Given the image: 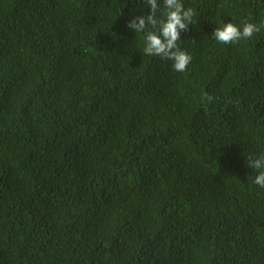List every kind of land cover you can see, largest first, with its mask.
<instances>
[{
	"label": "trees",
	"instance_id": "obj_1",
	"mask_svg": "<svg viewBox=\"0 0 264 264\" xmlns=\"http://www.w3.org/2000/svg\"><path fill=\"white\" fill-rule=\"evenodd\" d=\"M182 3L183 73L143 0H0V264H264V0Z\"/></svg>",
	"mask_w": 264,
	"mask_h": 264
},
{
	"label": "clouds",
	"instance_id": "obj_2",
	"mask_svg": "<svg viewBox=\"0 0 264 264\" xmlns=\"http://www.w3.org/2000/svg\"><path fill=\"white\" fill-rule=\"evenodd\" d=\"M150 11L146 15L134 16L126 22L128 28L136 34H142L145 56H157L172 61V68L177 72H185L191 63L192 57L179 46L181 31H187L193 24L196 12L193 8H186L182 0H163V8L158 0H143ZM160 11V16L157 12ZM264 29V20L259 24L244 22L237 26L232 22L224 23L222 27L215 28L212 36L216 42L224 45L235 44L241 40H249L254 34ZM214 97L202 92L199 96L201 104H210ZM247 166L255 173L252 184L264 189V152L247 157Z\"/></svg>",
	"mask_w": 264,
	"mask_h": 264
}]
</instances>
